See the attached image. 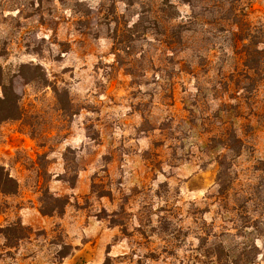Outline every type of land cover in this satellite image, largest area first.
<instances>
[{
    "label": "rangeland",
    "instance_id": "obj_1",
    "mask_svg": "<svg viewBox=\"0 0 264 264\" xmlns=\"http://www.w3.org/2000/svg\"><path fill=\"white\" fill-rule=\"evenodd\" d=\"M8 81L0 264H264V0H0Z\"/></svg>",
    "mask_w": 264,
    "mask_h": 264
},
{
    "label": "trees",
    "instance_id": "obj_2",
    "mask_svg": "<svg viewBox=\"0 0 264 264\" xmlns=\"http://www.w3.org/2000/svg\"><path fill=\"white\" fill-rule=\"evenodd\" d=\"M11 82L8 81L7 91H5V85L2 86V97H0V122L5 120L15 119L17 113L19 112V107L17 103L18 96L12 91ZM232 141L237 140L236 136H231ZM227 149L232 150L231 144L226 145ZM219 172H218V185L224 173V165L221 161H218ZM222 173V174H221ZM17 183L16 181L5 171L4 167L0 165V193L2 194H13L16 192ZM264 206V195L261 197ZM67 201H63L62 206H64ZM52 212V211H51ZM42 214H50V211H42Z\"/></svg>",
    "mask_w": 264,
    "mask_h": 264
}]
</instances>
